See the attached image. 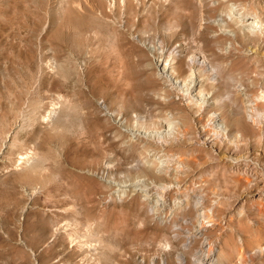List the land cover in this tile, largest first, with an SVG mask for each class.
<instances>
[{
  "label": "rangeland",
  "instance_id": "obj_1",
  "mask_svg": "<svg viewBox=\"0 0 264 264\" xmlns=\"http://www.w3.org/2000/svg\"><path fill=\"white\" fill-rule=\"evenodd\" d=\"M210 244L264 264V0H0V264Z\"/></svg>",
  "mask_w": 264,
  "mask_h": 264
},
{
  "label": "bare ground",
  "instance_id": "obj_2",
  "mask_svg": "<svg viewBox=\"0 0 264 264\" xmlns=\"http://www.w3.org/2000/svg\"><path fill=\"white\" fill-rule=\"evenodd\" d=\"M239 1V0H238ZM231 4H233V3H231ZM231 4H230V6H231ZM239 4V3H238ZM234 6V5H233ZM232 6V7H233ZM238 6V5H237ZM231 7V8H232ZM235 7H236V4H235ZM234 7V8H235ZM221 9V8H220ZM226 9V8H225ZM233 9V8H232ZM229 12H231V11H229ZM231 16V15H230ZM221 19V18H220ZM223 19V18H222ZM204 53V52H203ZM205 56V55H204ZM203 57V56H202ZM175 58V57H174ZM204 58V57H203ZM170 59V58H169ZM203 60V59H202ZM201 59H199L198 61H202ZM171 61V60H170ZM169 61H167V63H168ZM166 62L164 63V62H162V61H160V62H158V68H159V70L161 71V73H162V76L164 77V79H166L169 83H170V85H171V87L173 86V88L174 89H182L183 88V86L185 85V81L184 80H181V79H179V78H177L176 76H175V74H176V69H175V66H172L171 67V69H169V64H167ZM192 63H193V60H192ZM194 64V63H193ZM198 64V63H197ZM172 65V64H171ZM205 66V65H204ZM195 71V70H194ZM191 73H193V71L191 72ZM192 75V74H191ZM192 77V76H191ZM203 79V78H202ZM197 93V92H196ZM189 95V94H188ZM187 95V96H188ZM199 96V95H198ZM191 98V97H190ZM186 99V98H185ZM188 101H190V100H188ZM195 101V100H194ZM193 101V102H194ZM192 102V101H191ZM162 119H160V121H161ZM163 121H167V120H163ZM162 123V122H161ZM169 122H167L166 124H168ZM220 123V122H219ZM218 124V123H217ZM221 124V123H220ZM169 125H171V124H169ZM169 125H168V127H169ZM167 127V128H168ZM217 127H221V125L220 126H217ZM165 188H166V186H165ZM169 188V187H168ZM207 196V195H206ZM205 196V197H206ZM212 197V196H211ZM206 201V200H205ZM205 206V205H204ZM216 208V207H215ZM214 207L212 208V209H215ZM209 209V208H208ZM200 211V210H199ZM209 211V210H208ZM203 212V211H202ZM199 213V212H198ZM215 213V212H214ZM203 214H201V216H202ZM207 215V214H206ZM200 216V217H201ZM205 216V215H204ZM204 218V217H203ZM206 218H207V216H206ZM208 219H209V221H208ZM208 219L206 220V221H203L202 223H201V228L200 229H202V230H204L205 229V231L208 229V227H209V225H208V223L209 222H211L213 225H217V223H216V221H215V219H214V214H209L208 215ZM177 225V224H176ZM180 226V225H179ZM176 228H177V226H176ZM183 228V227H182ZM171 232V231H170ZM154 233V232H153ZM157 233H158V231H157ZM157 233H155V234H157ZM167 234H168V232H164V235H166L167 236ZM153 235V234H152ZM161 235V234H160ZM176 235V234H175ZM154 237V236H153ZM154 240V239H153ZM179 240V239H178ZM159 241V240H158ZM171 241V240H170ZM170 241H169V243H170ZM155 242H156V240H155ZM149 243V242H148ZM168 243V244H169ZM172 243V242H171ZM167 244V245H168ZM179 245V244H178ZM149 246H151V245H149ZM160 246V245H159ZM158 246V247H159ZM176 246V245H175ZM184 247H185V244L183 245ZM169 247V246H168ZM179 247H180V245H179ZM178 247V248H179ZM210 247H211V244H210ZM173 250V249H172ZM178 250V249H177ZM174 251H176V250H174ZM215 251H216V249H215V247L214 246H212L211 247V253H212V255H211V258H210V260L213 262V264L215 263V264H218L219 263V255L217 254V253H215ZM170 253V252H169ZM168 254V253H167ZM178 254V253H177ZM170 256V255H169ZM209 256V255H208ZM208 258V257H207ZM177 259V258H176ZM209 260V261H210ZM177 262H179V264H185V259L184 258H178V261ZM160 264H168L167 263V261L165 260V261H163V262H161Z\"/></svg>",
  "mask_w": 264,
  "mask_h": 264
}]
</instances>
